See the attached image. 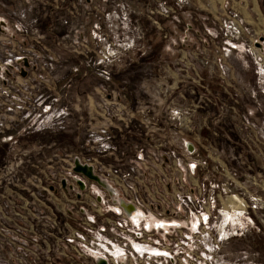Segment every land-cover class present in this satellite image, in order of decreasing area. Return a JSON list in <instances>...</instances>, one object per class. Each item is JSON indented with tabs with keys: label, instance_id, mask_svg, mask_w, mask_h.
<instances>
[{
	"label": "rangeland",
	"instance_id": "obj_1",
	"mask_svg": "<svg viewBox=\"0 0 264 264\" xmlns=\"http://www.w3.org/2000/svg\"><path fill=\"white\" fill-rule=\"evenodd\" d=\"M252 5L0 0V264H264V56L250 51L262 34ZM76 158L104 183L76 172ZM196 160L202 170L187 177ZM111 169H139L136 180L172 193L205 182L219 199L203 227L191 217L152 237L121 233Z\"/></svg>",
	"mask_w": 264,
	"mask_h": 264
},
{
	"label": "built area",
	"instance_id": "obj_2",
	"mask_svg": "<svg viewBox=\"0 0 264 264\" xmlns=\"http://www.w3.org/2000/svg\"><path fill=\"white\" fill-rule=\"evenodd\" d=\"M235 16H237V14H235ZM235 23H237V21ZM228 27L230 34L240 36V25L238 23L231 24ZM249 39L251 53L255 56V58L258 57L261 59L264 56L260 48L261 39ZM146 122L150 123L151 121L147 120ZM186 146L187 151L190 154L196 152V149L192 144ZM142 155L143 154L141 153L140 156ZM155 156L159 157L160 153L156 151ZM76 162L91 167L93 174L98 178V181L92 180L83 174L86 178L99 184L104 183L102 178L96 174V171L91 164H83L78 158L74 160L73 169L76 167ZM199 168L202 170V163L199 160L194 161L192 163V168L190 167V172H187V177L193 176V172ZM131 173L135 174V177H133V175L125 169H119V171L115 173H113L111 169V172H109V175L111 174L110 180L114 183L116 192L121 193L123 198H115V201L117 202L115 208L116 210H119L120 216L119 221H115L116 229L120 230L121 233L127 232L133 225L136 228L134 231H132L137 237L143 238L140 237L143 233L145 235H151L150 237H152L154 234L148 231L159 228L165 230L164 227H167L164 226V224H167L165 221L177 223L178 220L190 221L191 217H194V221H198L199 226L201 227L208 223L210 218V208L216 205L219 199V194H216L215 191L210 193L212 190L207 189L205 182L196 184L195 188L184 185L182 190L172 193L168 191L167 187L161 186L162 190H160L157 185L149 186L150 183L145 184L143 181L136 180V178L143 175L139 169H134ZM79 181H82L84 184L83 188H81ZM63 182L66 184V179H63ZM76 182L81 190L86 188V183L83 179L77 178ZM111 194L116 196V193L114 192H111ZM206 194H208L207 197H205ZM109 199L110 198H108V200ZM97 200L101 201L102 197L96 196L95 203H97ZM126 219L131 221L130 226H128ZM151 220L154 222H151ZM171 220L173 222H171ZM142 225L144 226L143 229L141 228V230H139ZM116 229L114 231H116ZM147 241L144 239H142L141 242L134 240L132 245L136 250H144V245L147 243ZM156 253L161 254V252H155L154 254ZM159 254H156V257ZM166 258L171 261V256H167ZM100 260H105L106 264H109V261L106 259V257H101ZM158 261L160 260L158 259Z\"/></svg>",
	"mask_w": 264,
	"mask_h": 264
},
{
	"label": "crops",
	"instance_id": "obj_3",
	"mask_svg": "<svg viewBox=\"0 0 264 264\" xmlns=\"http://www.w3.org/2000/svg\"><path fill=\"white\" fill-rule=\"evenodd\" d=\"M252 3H253V7H252V10L254 11V13H256L257 17H258V22H255L254 18L249 14V21H252V22H255V23H258L261 25V28H260V31H261V36H260V39H261V48L264 47V15L261 14V9L259 8V2L258 0H252ZM244 9L242 11H246V7L244 5L243 7ZM252 14V13H251ZM260 20H262V22H260Z\"/></svg>",
	"mask_w": 264,
	"mask_h": 264
},
{
	"label": "water",
	"instance_id": "obj_4",
	"mask_svg": "<svg viewBox=\"0 0 264 264\" xmlns=\"http://www.w3.org/2000/svg\"><path fill=\"white\" fill-rule=\"evenodd\" d=\"M75 171L84 174L85 176H87L88 178H90L92 180L98 181V178L93 174L92 168L87 166V165H82L79 162H76ZM79 184H80L81 188L84 187V184L82 183V181H79ZM99 264H106V261L100 260Z\"/></svg>",
	"mask_w": 264,
	"mask_h": 264
}]
</instances>
